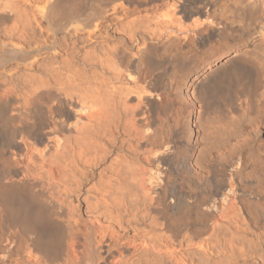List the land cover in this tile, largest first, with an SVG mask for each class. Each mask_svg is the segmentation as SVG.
<instances>
[{"label":"bare ground","instance_id":"1","mask_svg":"<svg viewBox=\"0 0 264 264\" xmlns=\"http://www.w3.org/2000/svg\"><path fill=\"white\" fill-rule=\"evenodd\" d=\"M0 264H264V0H0Z\"/></svg>","mask_w":264,"mask_h":264}]
</instances>
